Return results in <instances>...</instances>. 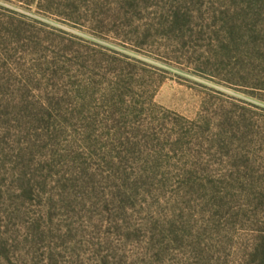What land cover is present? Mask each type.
<instances>
[{
  "label": "rangeland",
  "instance_id": "374dc122",
  "mask_svg": "<svg viewBox=\"0 0 264 264\" xmlns=\"http://www.w3.org/2000/svg\"><path fill=\"white\" fill-rule=\"evenodd\" d=\"M0 264H264V0H0Z\"/></svg>",
  "mask_w": 264,
  "mask_h": 264
},
{
  "label": "trees",
  "instance_id": "16d2710c",
  "mask_svg": "<svg viewBox=\"0 0 264 264\" xmlns=\"http://www.w3.org/2000/svg\"><path fill=\"white\" fill-rule=\"evenodd\" d=\"M21 2L25 7H29L31 5H35L36 10L39 12L41 10L48 11L53 7V4H58L61 1H65L66 3H72L75 5L79 3L81 0H15Z\"/></svg>",
  "mask_w": 264,
  "mask_h": 264
}]
</instances>
